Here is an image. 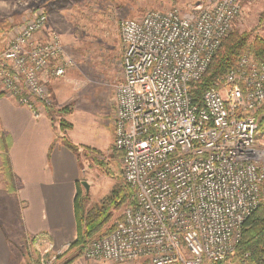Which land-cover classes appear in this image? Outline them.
I'll return each mask as SVG.
<instances>
[{
  "label": "built area",
  "instance_id": "obj_1",
  "mask_svg": "<svg viewBox=\"0 0 264 264\" xmlns=\"http://www.w3.org/2000/svg\"><path fill=\"white\" fill-rule=\"evenodd\" d=\"M242 14V0H198L190 10H148L119 22L123 79L113 88L114 150L133 189L106 234L80 256L116 264H234L245 219L264 203V146L256 113L264 63L248 53L193 102L192 86ZM12 26L0 52L1 92L40 115L45 83L72 64L41 12ZM39 264L70 250L28 236ZM238 264H246L244 260Z\"/></svg>",
  "mask_w": 264,
  "mask_h": 264
},
{
  "label": "rangeland",
  "instance_id": "obj_2",
  "mask_svg": "<svg viewBox=\"0 0 264 264\" xmlns=\"http://www.w3.org/2000/svg\"><path fill=\"white\" fill-rule=\"evenodd\" d=\"M14 1L17 5L14 6L16 11L8 18H0L3 20L2 28L9 24V28L21 26L26 20L34 18V15L48 13L47 21L49 18L54 29L60 34L65 52L72 61L65 75L46 82L45 89L49 94L50 105L53 104L56 110L66 108L67 112L51 115V121L55 124L57 140L63 145L62 139L66 138L77 147L76 154L70 150L76 158L80 173L76 182L80 191L87 196L86 207H91L100 203L115 184L123 182L121 157H116V154L121 152L114 150L112 145L109 147L113 88L123 79L119 22L124 18H137L154 9L166 10L176 6L188 11L190 5L198 0ZM234 29L239 32L250 31L264 37V0H242V14L230 32ZM7 30L4 34L0 31V52L5 48L9 36ZM86 107L93 111L91 118H88ZM61 121L71 124V127L60 126ZM85 137L90 138V143L86 142L88 146L71 140H81ZM257 140L264 146V128L257 129ZM82 181L88 184L87 189ZM123 206L113 208L109 226L119 216ZM21 246L17 247L19 254L15 258L12 257L10 264H31L32 260L39 264L33 247L24 242ZM77 252L78 248H71L62 254L55 264H64L71 259L73 260L68 264H116L91 261L81 256L74 259ZM122 264L148 263L137 260Z\"/></svg>",
  "mask_w": 264,
  "mask_h": 264
},
{
  "label": "crops",
  "instance_id": "obj_3",
  "mask_svg": "<svg viewBox=\"0 0 264 264\" xmlns=\"http://www.w3.org/2000/svg\"><path fill=\"white\" fill-rule=\"evenodd\" d=\"M14 2L0 0V18L16 11ZM2 25L0 20L4 34L10 24ZM46 27L54 28L49 18ZM37 108L40 115L34 117L14 97L0 95V167L5 150L12 174L10 183L0 169V264H10L19 254L17 247H22L28 236L44 234L56 248L76 238L74 197L80 176L76 158L57 140L55 124L46 108ZM85 110L91 118L93 111L88 107ZM112 120L113 110L109 117V147L113 141ZM71 140L86 146L90 143L87 137Z\"/></svg>",
  "mask_w": 264,
  "mask_h": 264
},
{
  "label": "trees",
  "instance_id": "obj_4",
  "mask_svg": "<svg viewBox=\"0 0 264 264\" xmlns=\"http://www.w3.org/2000/svg\"><path fill=\"white\" fill-rule=\"evenodd\" d=\"M244 53L251 54L255 60L264 63V37L252 34L250 31L239 32L234 29L222 39L206 71L199 80L193 83V102L201 104L203 92L215 82L221 80L224 73L234 67L240 55ZM1 94L2 92H0ZM45 108L50 117L53 114L67 112L65 107L56 110L53 104L47 105ZM256 119L258 123L257 129H263L264 104L258 109ZM60 126L70 128L71 124L61 121ZM62 143L76 154L77 147L72 142L63 138ZM116 157H121V153H117ZM0 169L4 179L11 183L12 174L5 150ZM86 198L87 196L80 191L78 182H76V194L74 197L76 238L70 243V248H78L74 259L80 256L81 247L89 239L106 234L109 231L113 208L118 209L125 204L133 202V189L124 181L117 183L100 203L91 207H86ZM230 259L234 264H238L241 260H244L246 264H264V203L260 204L243 222L241 238L230 255ZM72 260H68L64 264H68ZM31 264H37V261L32 260ZM216 264H224V262Z\"/></svg>",
  "mask_w": 264,
  "mask_h": 264
},
{
  "label": "water",
  "instance_id": "obj_5",
  "mask_svg": "<svg viewBox=\"0 0 264 264\" xmlns=\"http://www.w3.org/2000/svg\"><path fill=\"white\" fill-rule=\"evenodd\" d=\"M82 184L86 187V189L88 188V184L85 181H82Z\"/></svg>",
  "mask_w": 264,
  "mask_h": 264
}]
</instances>
